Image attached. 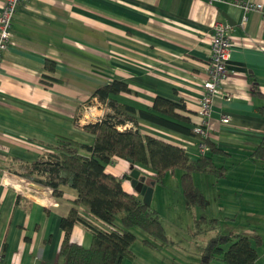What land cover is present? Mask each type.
I'll return each instance as SVG.
<instances>
[{
  "label": "crops",
  "instance_id": "0c3cea01",
  "mask_svg": "<svg viewBox=\"0 0 264 264\" xmlns=\"http://www.w3.org/2000/svg\"><path fill=\"white\" fill-rule=\"evenodd\" d=\"M246 2L264 5V0L20 2L11 24L12 37L0 55V264H61L64 231L60 221L72 207L76 191L64 187L57 198L50 189L11 171L20 163L35 161L41 149L58 137L91 144L94 136L83 126L111 112L92 96L97 88L122 81L129 91L114 96L119 104L149 110L159 96L184 106L175 111L188 119L179 120L182 125L194 130L201 124L197 111L216 23L230 26L229 74L221 90L231 96L226 99L219 94L213 99L207 138L222 151L213 161L227 172L214 182L193 174L203 196L202 205L196 207H214L215 213L229 220L235 215L230 220L233 225L242 212L249 218L257 206L256 198H264V160L251 156L264 137V114L260 111L264 106V14L244 11L239 3ZM1 7L0 2V12ZM223 116L228 117L227 123L221 122ZM137 126L142 134L183 147L190 157L202 154V139L140 118ZM134 167L147 181L154 180L153 170ZM105 169L122 176L129 173L130 163L113 157ZM180 174L172 172L177 194L176 198L171 194L165 205L172 214L187 215L188 204H193L184 200ZM122 187L142 198L126 178ZM78 211L100 229L110 231L111 225L82 206ZM251 232L263 240L255 264H264V217L251 230L235 233ZM70 241L87 248L91 231L77 222ZM141 244L142 254L161 250L156 243L155 247ZM132 251L133 258L123 257L117 264H150L147 258L139 261L137 252ZM172 254L175 264L195 261L193 257L180 263L175 250Z\"/></svg>",
  "mask_w": 264,
  "mask_h": 264
},
{
  "label": "trees",
  "instance_id": "16d2710c",
  "mask_svg": "<svg viewBox=\"0 0 264 264\" xmlns=\"http://www.w3.org/2000/svg\"><path fill=\"white\" fill-rule=\"evenodd\" d=\"M126 91H129L126 83L113 80L93 92L92 96L111 112L99 122L83 126L94 136L91 144L58 137L54 143L47 145V149H41L35 161L20 163L11 171L35 185L50 189L57 198L63 195L64 187L76 191L72 207L60 221L64 231L59 249L61 264H117L123 257L133 258L132 245L136 238L133 228H139L152 239L169 242L158 211L123 189L122 179L126 178V174L120 178L106 171L105 166L113 157L153 170L156 183H163L168 172L180 170L182 195L193 205H202L203 202L193 174H208L214 179L226 176V168L217 166L213 161V156L222 151L208 138L196 133L193 127L178 122L188 120L175 112L184 108L183 105L157 96L151 109L137 110L115 100L116 94ZM260 111L264 114V106ZM139 118L202 139L209 152L193 158L183 147L142 134L137 126ZM126 122L133 125L132 129L117 128V125ZM251 156L254 160H264V137ZM80 206L113 226L114 230L100 229L81 216L78 211ZM206 221L215 222L216 219L207 220L202 216L196 223ZM77 222L91 231V243L87 248L70 241L71 230ZM143 242L148 247H155V243L148 238ZM262 244V237L256 232L230 231L210 239L197 264H213L214 261L219 264H255Z\"/></svg>",
  "mask_w": 264,
  "mask_h": 264
},
{
  "label": "rangeland",
  "instance_id": "374dc122",
  "mask_svg": "<svg viewBox=\"0 0 264 264\" xmlns=\"http://www.w3.org/2000/svg\"><path fill=\"white\" fill-rule=\"evenodd\" d=\"M261 7H256V9H252L253 11H257L259 13L264 14V5L261 3ZM212 33H214V26L212 27ZM211 44V42H210ZM230 93L224 92L222 97L228 99L230 98ZM99 122V121H98ZM117 127H124L125 129H132L133 125L129 124V122H126L124 124L117 125ZM123 129V130H125ZM48 147H45L43 149H47ZM40 153V152H39ZM215 161H218V158L214 159ZM221 166V165H220ZM106 167V166H105ZM180 170H175L174 172H177ZM173 172V173H174ZM112 174V173H110ZM126 176L128 173H124L123 175ZM113 175V174H112ZM116 176V175H114ZM117 177H123V176H117ZM196 177H210L213 179V182L216 181L213 177L207 176L204 174H198ZM154 178V177H153ZM209 179V178H208ZM129 181V180H128ZM151 181H154L151 179ZM218 181V180H217ZM130 182V181H129ZM200 186V182H196ZM205 183H203L204 185ZM205 187H211V183L208 185H204ZM21 187V186H20ZM262 189V187H261ZM213 190V189H212ZM216 190V187L214 191ZM172 194L173 198H176L177 194V187L175 186V183L172 178V172H168L165 176V179L163 183H155L153 186V204L159 212L160 221L163 224L166 236H167V242L166 241H160L155 240L150 237H148L144 232H142L139 228H133L132 231L135 233V242L132 245V250L137 252V259L139 261L143 260V258H147L150 260V264H175L174 258L172 252L175 250V257L176 260H180V263L183 260L186 259H192L195 257V261H193L192 264H196L197 260L201 256V253L206 248L208 242L210 239L226 234L230 231L232 232H241L242 230H247L248 228L251 230V227L253 224H259L261 218L264 217V198H256L257 206L254 208L253 212L248 214L249 218H247V213L242 212L241 218L238 217L236 219V224H232L230 220H233L235 215H232V217L229 218L226 217L224 214L219 212H214V207L208 208V209H200L193 205L188 204L187 208V215L182 214H172L171 210L165 205L170 198V195ZM186 201V199L184 198ZM215 204V203H214ZM213 211V213L211 212ZM206 217L209 220L211 217L216 218V222H200L199 224L196 223V220H198L200 217ZM191 218V220H190ZM119 219H117V222ZM215 223L213 226L212 224ZM244 228V229H243ZM263 228V227H262ZM109 230H114L111 226ZM261 229H259L260 231ZM261 232V231H260ZM263 234V233H262ZM148 238L153 243H156L159 245V248L161 249L159 252L154 251L152 253H143L141 252L142 247L140 245L141 241L143 239ZM171 243V244H170ZM168 244V245H166ZM159 259H156L155 256ZM188 263H191V260L187 261ZM213 264H219V262L214 261Z\"/></svg>",
  "mask_w": 264,
  "mask_h": 264
},
{
  "label": "built area",
  "instance_id": "2783aa9c",
  "mask_svg": "<svg viewBox=\"0 0 264 264\" xmlns=\"http://www.w3.org/2000/svg\"><path fill=\"white\" fill-rule=\"evenodd\" d=\"M23 0H0L1 2V12H0V55L6 50L10 39L12 37L11 24L12 20L17 12L18 5ZM227 2V0H208ZM240 7L244 11L256 9V7H261L260 4L254 2L239 3ZM246 19V18H245ZM244 19V20H245ZM230 26L223 23H216L214 25V33L211 36L210 44V55L207 63L208 76L202 85V97L199 101L198 115L201 117V124L194 127V131L201 135L203 138H207V127L209 116L211 112L212 101L215 96L223 93L222 92V82L229 74L227 68V61L230 56V51L232 47V42L230 40ZM1 64V61H0ZM229 121L228 117L223 116L221 122L227 123ZM119 130L125 129L124 127H117ZM199 148L201 153H205L207 146L203 141H200ZM30 181V180H29ZM1 246H0V260Z\"/></svg>",
  "mask_w": 264,
  "mask_h": 264
},
{
  "label": "water",
  "instance_id": "95a60500",
  "mask_svg": "<svg viewBox=\"0 0 264 264\" xmlns=\"http://www.w3.org/2000/svg\"><path fill=\"white\" fill-rule=\"evenodd\" d=\"M127 161L131 163L130 160ZM134 166V164H130V171L126 176V179L130 181L131 186L142 196L141 201L150 206L155 182L147 181L146 176L140 173V171Z\"/></svg>",
  "mask_w": 264,
  "mask_h": 264
},
{
  "label": "bare ground",
  "instance_id": "6f19581e",
  "mask_svg": "<svg viewBox=\"0 0 264 264\" xmlns=\"http://www.w3.org/2000/svg\"><path fill=\"white\" fill-rule=\"evenodd\" d=\"M19 181V180H18Z\"/></svg>",
  "mask_w": 264,
  "mask_h": 264
}]
</instances>
